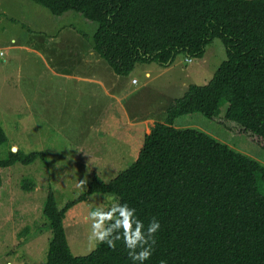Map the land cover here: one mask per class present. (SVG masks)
I'll use <instances>...</instances> for the list:
<instances>
[{"label":"trees","instance_id":"obj_1","mask_svg":"<svg viewBox=\"0 0 264 264\" xmlns=\"http://www.w3.org/2000/svg\"><path fill=\"white\" fill-rule=\"evenodd\" d=\"M30 1L55 18L73 12L96 24L92 49L117 76H128L137 63L167 68L180 54L201 59L214 39L226 54L207 85L189 86L166 108L164 122L145 134L129 168L108 183L95 175L61 209L47 194L45 264H130L120 242L72 254L65 215L94 194L135 208L145 226L159 220L147 264H264V167L201 131L174 127L178 118L199 114L264 150V0ZM5 142L0 123V146ZM38 158L45 161L42 152H10L0 170ZM34 187L30 180L21 185L24 191Z\"/></svg>","mask_w":264,"mask_h":264},{"label":"rangeland","instance_id":"obj_2","mask_svg":"<svg viewBox=\"0 0 264 264\" xmlns=\"http://www.w3.org/2000/svg\"><path fill=\"white\" fill-rule=\"evenodd\" d=\"M68 28L87 35L91 43L96 24L73 12L55 18L30 0H0V123L6 135L0 159H9L13 145L20 154L45 156V161L38 158L0 170V264H45L51 239L43 215L47 194L53 193L61 209L83 194L95 175L108 183L129 168L147 131L164 122L166 108L189 86L207 85L226 59L222 41L214 39L201 59L180 54L167 68L137 63L128 76H119L123 83L110 93L108 78H113V72L107 67L111 76L101 75V66H106L101 60L99 79L106 88L80 85L77 90L71 83L65 95L58 86L64 79L47 68H55L53 59L65 61L73 51V43L55 37ZM47 92L52 96L46 115L32 113L30 98L44 104ZM174 127L201 131L264 167L263 149L215 121L193 114L178 118ZM24 180L35 184L32 191L22 190ZM113 204H117L114 197L94 194L68 210L63 226L73 255L91 252L89 211L107 210Z\"/></svg>","mask_w":264,"mask_h":264},{"label":"clouds","instance_id":"obj_3","mask_svg":"<svg viewBox=\"0 0 264 264\" xmlns=\"http://www.w3.org/2000/svg\"><path fill=\"white\" fill-rule=\"evenodd\" d=\"M19 147L13 145L10 152L14 155ZM84 181L78 184L83 185ZM91 221L88 236L90 248L95 250L101 244L115 248L120 242L127 252L130 264H147L156 245V234L160 231L159 220L152 218L147 226L136 215V209L127 203L113 204L107 210L96 208L88 213ZM160 264H166L161 261Z\"/></svg>","mask_w":264,"mask_h":264},{"label":"crops","instance_id":"obj_4","mask_svg":"<svg viewBox=\"0 0 264 264\" xmlns=\"http://www.w3.org/2000/svg\"><path fill=\"white\" fill-rule=\"evenodd\" d=\"M55 37H57L58 41L62 38V41L67 44L73 43V51L70 52V55H67V57L64 58L65 61H63V58L53 59L58 65H55V68H47L52 75L64 79V82L59 81V90H61L66 95L69 92L71 83H74L76 85L75 88L77 90H81L80 85L95 86V88L99 87L100 89L106 88L103 81H100L99 79L100 66L102 65L101 59L93 51L91 43L87 42L88 39L84 38L80 32L78 33L76 30L70 28L62 33L58 32ZM49 41H52V39H49ZM44 42H46V40H44ZM63 55L65 56V54ZM105 65L106 66H101L103 73L101 75H103L104 77L107 75L109 77L111 76V74L108 71V66L106 63ZM85 67L87 71L83 72L81 69ZM89 68L91 72H88ZM111 77L113 78H108V80H110V87L109 89H107L109 90V93L111 90H115L116 88H118V86H120V84L123 83L120 81L119 76H116V78H114V73ZM111 82L113 83L111 84ZM133 83H135V80H133ZM46 91L47 90L45 89L44 92ZM105 93H107L106 90ZM106 95L110 96L111 99H116V97L112 94L107 93ZM51 96V92H47L46 102L44 104L40 100H37L36 97L32 100L30 98L28 107L33 106L32 113L42 114L43 116H45L47 112L46 110H48L49 107V102L51 101L49 99ZM63 100L65 101L67 100V98ZM39 103H41V105ZM12 104H14L13 95ZM40 107H42L43 109H41ZM133 119L135 120V117ZM144 123H146L145 120ZM147 132L149 133L150 130Z\"/></svg>","mask_w":264,"mask_h":264},{"label":"built area","instance_id":"obj_5","mask_svg":"<svg viewBox=\"0 0 264 264\" xmlns=\"http://www.w3.org/2000/svg\"><path fill=\"white\" fill-rule=\"evenodd\" d=\"M187 60H190V59H187Z\"/></svg>","mask_w":264,"mask_h":264}]
</instances>
